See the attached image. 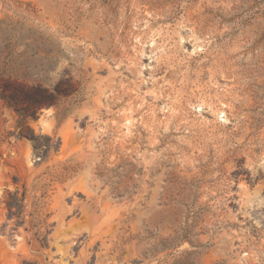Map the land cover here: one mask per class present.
Wrapping results in <instances>:
<instances>
[{"label":"rangeland","instance_id":"obj_1","mask_svg":"<svg viewBox=\"0 0 264 264\" xmlns=\"http://www.w3.org/2000/svg\"><path fill=\"white\" fill-rule=\"evenodd\" d=\"M0 264H264V0H0Z\"/></svg>","mask_w":264,"mask_h":264}]
</instances>
